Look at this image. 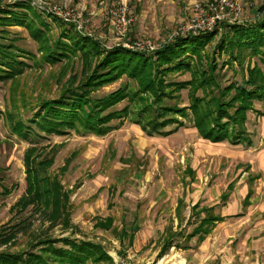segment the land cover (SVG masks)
I'll return each instance as SVG.
<instances>
[{
    "label": "rangeland",
    "instance_id": "374dc122",
    "mask_svg": "<svg viewBox=\"0 0 264 264\" xmlns=\"http://www.w3.org/2000/svg\"><path fill=\"white\" fill-rule=\"evenodd\" d=\"M193 1L0 0V42L31 52L39 62L21 54L19 59L30 66L24 72L8 71V76L0 77V252L10 254L16 264H66L54 260L53 248H68L70 239L86 247L90 243L104 246L114 258L111 261L106 251L96 249L85 264H177L181 259L176 254L181 250L174 251V258L162 260L156 254L160 244L155 240L164 223L161 218L174 213L179 199L187 204L219 200L216 212L222 214L244 210L241 201L247 190L264 194V101L256 100L246 112L236 111L243 103L234 99L233 93L187 84L191 73L182 70L174 74L142 68L132 75L112 67L114 73L108 72L97 84L91 82L98 71L107 72L113 64L105 48L123 46L149 56L181 35L189 24ZM124 2L132 18L125 31L113 14ZM18 4L40 13L48 23L47 30L34 35L29 26L14 20L12 13L3 14L21 13ZM241 6L239 14L225 15L220 32L203 52V65L215 56L224 88L233 81L253 78L256 82L260 77L255 72L259 68L264 72L260 56L246 52L243 61L229 63L233 59L228 49L217 47L226 24L254 23L264 16V0H242ZM60 7L74 9L76 15L67 18L59 13ZM73 27L81 39L88 36L99 41V47L84 45L80 49L84 51L58 62L43 59ZM136 42H142L144 48L135 46ZM163 83H168L165 90L159 89ZM81 85L97 106L99 99L121 94L112 106L104 107L106 131H97L104 120L97 118L89 125L83 117L75 118L62 132L31 133L28 138L15 133L14 125L36 117L63 95L69 98L71 90ZM174 91L177 97H165ZM194 97L197 103L202 102L198 109L192 106ZM166 100H178L188 117L178 115L174 126L167 129L173 130L169 133H149L151 104H165ZM227 102L235 106L230 111L245 114L246 129L254 133L252 145L212 141L197 125L198 118L215 114L219 105L224 108ZM232 184L236 187L233 195L224 202L221 194ZM230 202L234 206L228 209ZM137 216L141 229L135 244L124 248L117 228L125 222L131 224ZM244 217L245 226L239 228L243 217H234L229 227L235 228L234 234L238 231V239L236 235L228 238L230 232L222 229L225 237L219 252L224 258L227 254L232 264H252L259 254L264 264V250L253 251L251 242L247 245L248 240L244 241L259 221L253 223L254 216L249 213ZM7 230L11 233L6 237L2 234ZM254 235L252 230L251 236L256 238Z\"/></svg>",
    "mask_w": 264,
    "mask_h": 264
},
{
    "label": "trees",
    "instance_id": "16d2710c",
    "mask_svg": "<svg viewBox=\"0 0 264 264\" xmlns=\"http://www.w3.org/2000/svg\"><path fill=\"white\" fill-rule=\"evenodd\" d=\"M16 7H21V13L16 12L15 14L14 12L3 11V14L8 15V13H12L14 15V20L19 21L18 23L21 24L25 23L26 26H29V28L33 30L34 35L38 36L44 31V29L47 30L48 23L40 13L37 14L35 10H32L30 7L23 4H18ZM262 9L263 8L260 10ZM3 17L8 19L10 16ZM223 23L224 20L219 21L213 31H205L197 34L192 33L188 34L186 37L182 34V36H175L172 40L159 48L154 55L147 56L145 53L136 54L137 52L133 53L132 51H128L123 46L107 47L105 48L106 52L107 54L112 55L113 64L108 67L109 70L107 72V69L98 71L96 74L97 76H94L91 82L96 84L99 83L108 72L114 73L112 71L114 67L116 68V72L121 73L125 71L132 75L138 74L142 68H145V70L154 69L161 72L164 70H170L171 72H174V74H177L182 70L185 71V73H191L190 76L192 78L185 81L187 84L194 83L195 86L198 85L200 86V89L204 90L222 89L226 90L227 93H233V98L239 99L243 103L236 108V111L242 109V111L245 110L244 112H246L249 108L253 107V103H255L256 100L264 101L263 70L259 68L258 71L255 72L256 75L260 77L256 82H254L253 78L242 83L233 81L228 88H224L220 85V75L218 71H220L221 68L218 66V62L214 58L215 56H207V65H203V52H205L207 49L206 47L214 41L215 37L220 32L219 25ZM77 34L78 31L73 27V31L62 35L61 37L63 41L59 40L43 59L49 58L50 61L58 62L62 59H71L76 56L78 52L84 51L80 50L84 45H92V47L94 46L96 48L99 47V41L88 36H84V38L81 39ZM217 47L219 50L222 48V51L228 49L230 56L233 59L229 63L243 61L240 59L243 58L244 53L248 52V54L251 53L252 55L260 56L264 66V16L254 23L250 21L245 24L238 22H230L229 24H226ZM21 54H26L27 56L24 57L32 59L34 63L36 62L39 64V62L36 61V57L31 52L19 48L17 45L8 46L5 45V43L0 42V66L2 67H0V77L8 76V71L24 72V69L30 66L28 62L19 59ZM83 86L85 85L73 88L69 98L67 95H63L60 99L54 100L49 104V107H46L39 113V115H36V117H33L32 119L28 118L26 121L22 123L20 122L19 125H14L15 133H18L22 138H28L31 133L39 134L40 132L39 135H42V133L46 132H62L64 131V126H71L75 123V118L83 117L87 118V123H89V125H94V120L97 118L104 120L102 126L98 127L100 130L97 131L99 133L106 131L108 127L104 126L107 120V118H105L106 115L104 110L109 106V103L112 106L114 101H116L121 94L114 93L101 98L99 99V105L97 106V103L90 101L89 93H85ZM162 86L163 88L160 87L159 89L165 90L168 87V83H163ZM172 87L174 88L171 89H176L175 86ZM163 90L158 91L155 94L156 97L159 95V92H163ZM175 93V91L172 94L168 92L165 97L173 99L174 97H177L175 96ZM197 102V98L194 97L192 106L196 109L202 105V102ZM229 103L230 102H227L224 108L219 105L215 114L214 112H210L208 115L198 118L197 122H195L203 129V131H206V136L210 137V140L212 141L228 140L234 144L252 145L254 133L246 129L244 124V121L246 120L245 114L240 116V112L235 113L230 111L229 108L233 109L235 106ZM179 105L178 100H166L165 104L162 103L161 105L151 104L150 113L152 118L147 125V127L151 128L149 133H169L173 130L167 129L174 126L173 122L177 121L176 117L178 115L187 118L188 111L186 109L182 110ZM93 106H96L97 108H93ZM229 188L231 192V190L234 189V185L232 184ZM229 195V193L224 194V199H227ZM198 207L199 206L194 207V212L199 210ZM209 210V208L203 209L204 212H209ZM203 211L201 210L199 213ZM112 218L113 217L109 216V220L112 221ZM210 220H212V218L211 216H208L202 221L200 232ZM14 229L16 228H13L11 232ZM11 232L7 230L2 235L7 237V234H10ZM118 232L120 240L128 238L133 241V235H129L127 230L118 229ZM71 240L73 239H70L67 242L70 245L68 248H53V256H55L54 260L60 261L61 263L66 262V264H85L92 252L96 251V249H103L106 251V257L109 260L114 261V258L108 254L109 252H107L104 246L90 243L87 244L88 246L86 247L82 243H77L75 239L73 242ZM170 246L171 242L164 246L159 256L162 257ZM102 255L103 252H101L95 259H98ZM41 262L42 264H45L43 261ZM0 264H16V262L10 254L0 252ZM114 264H116V262H114Z\"/></svg>",
    "mask_w": 264,
    "mask_h": 264
},
{
    "label": "crops",
    "instance_id": "0c3cea01",
    "mask_svg": "<svg viewBox=\"0 0 264 264\" xmlns=\"http://www.w3.org/2000/svg\"><path fill=\"white\" fill-rule=\"evenodd\" d=\"M235 188L236 187L234 186V189L231 190V192L230 188L229 191H224L221 194L222 198L220 199L224 200V202L227 201L229 197L231 198L233 195L232 193ZM226 192L230 195L227 199H224V194H226ZM219 203L220 201L218 200L213 203L206 202L203 204L201 200H198L197 202L187 204L185 199H179L174 213H172L171 216L167 215V219L166 216L161 218L164 223L162 227H159L161 230L160 236L155 240V244H160L159 249L156 251L158 257H160L159 255L164 246L171 242V246L162 256V260H166L167 257L170 256L174 258V251L179 248L181 252H178L176 256L178 255L181 261H177V264H232L227 254H224V258L222 252H219L220 250H223L222 245L225 237L222 233V229H227L226 232H230L228 238L235 237L236 235V238L238 239L240 236L238 231L234 234L233 231L235 228L230 229L229 227L234 224L233 221L236 220L234 217H243L242 220H240L241 224L239 225V228L245 226L246 221L243 219L245 218L244 215L247 213L254 216L253 223H255L256 220L259 222L254 225V228H252L256 238L251 236V230L246 238L244 237V241L246 243L248 240L247 245L251 242V249L253 251L264 250V194L260 196L255 190L251 191L250 194V191L247 190L244 199L241 201L244 210H241L239 213L235 212L237 214L234 212H224L222 214L217 213L216 210ZM195 206H199L197 212H194ZM233 206V202H230L228 209H231V207L233 208ZM204 208H209V212H204ZM201 210L203 212L199 213ZM133 212L135 213L136 211L133 210ZM208 216H211L212 220L208 221L200 232V225ZM118 229H125L128 231L129 235H133V241L128 238L120 240L122 247L126 248L128 246H134L137 232L141 229L138 216L135 217L131 224H126L125 222L119 226ZM239 231H241V229H239ZM230 249L231 247L228 250ZM182 251H189L190 254L186 256ZM231 258L233 259V257ZM158 264H162V262ZM252 264H261L259 254L254 257V262Z\"/></svg>",
    "mask_w": 264,
    "mask_h": 264
},
{
    "label": "built area",
    "instance_id": "2783aa9c",
    "mask_svg": "<svg viewBox=\"0 0 264 264\" xmlns=\"http://www.w3.org/2000/svg\"><path fill=\"white\" fill-rule=\"evenodd\" d=\"M241 5L242 0H210L206 3L194 0L192 2V15L189 24L185 26V30L184 32H181V34H197L205 31H213L218 22L224 20L226 14H239L242 9ZM58 10L59 13H64L67 18L76 15L74 9H72L74 13L69 10H63L61 7L58 8ZM129 13L130 11L126 2L113 11L115 21L120 27H122L123 31H125L128 25L132 22ZM135 46L144 48L142 42H136Z\"/></svg>",
    "mask_w": 264,
    "mask_h": 264
},
{
    "label": "water",
    "instance_id": "95a60500",
    "mask_svg": "<svg viewBox=\"0 0 264 264\" xmlns=\"http://www.w3.org/2000/svg\"><path fill=\"white\" fill-rule=\"evenodd\" d=\"M116 260V259H115ZM116 264H119L118 261H116ZM147 264H152V263H147Z\"/></svg>",
    "mask_w": 264,
    "mask_h": 264
}]
</instances>
